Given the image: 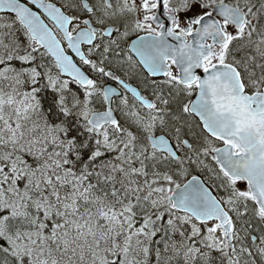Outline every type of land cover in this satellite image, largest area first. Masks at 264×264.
Wrapping results in <instances>:
<instances>
[{
  "label": "snow or ice",
  "instance_id": "snow-or-ice-1",
  "mask_svg": "<svg viewBox=\"0 0 264 264\" xmlns=\"http://www.w3.org/2000/svg\"><path fill=\"white\" fill-rule=\"evenodd\" d=\"M0 264H264V0H0Z\"/></svg>",
  "mask_w": 264,
  "mask_h": 264
}]
</instances>
